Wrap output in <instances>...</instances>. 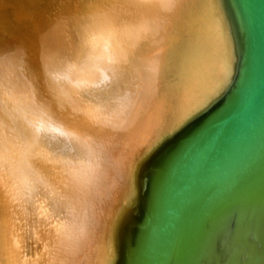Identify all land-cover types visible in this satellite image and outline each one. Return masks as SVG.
I'll use <instances>...</instances> for the list:
<instances>
[{
    "label": "bare ground",
    "instance_id": "6f19581e",
    "mask_svg": "<svg viewBox=\"0 0 264 264\" xmlns=\"http://www.w3.org/2000/svg\"><path fill=\"white\" fill-rule=\"evenodd\" d=\"M236 66L221 0H0V264H114L126 165Z\"/></svg>",
    "mask_w": 264,
    "mask_h": 264
},
{
    "label": "water",
    "instance_id": "95a60500",
    "mask_svg": "<svg viewBox=\"0 0 264 264\" xmlns=\"http://www.w3.org/2000/svg\"><path fill=\"white\" fill-rule=\"evenodd\" d=\"M221 3L236 47L233 80L126 165L131 206L109 222L112 206L104 226L114 264H264V0Z\"/></svg>",
    "mask_w": 264,
    "mask_h": 264
},
{
    "label": "rangeland",
    "instance_id": "374dc122",
    "mask_svg": "<svg viewBox=\"0 0 264 264\" xmlns=\"http://www.w3.org/2000/svg\"><path fill=\"white\" fill-rule=\"evenodd\" d=\"M87 1L89 2L90 0H87ZM92 3H93V1H92ZM58 5L60 6V4H58ZM58 5L56 6L55 10H52V11H51V10H48L49 13L46 12V14H47V15L50 14L49 17H50V16L53 17V14L57 13V11H58V7H59ZM65 9H66V7H65ZM65 11H66V10H65ZM66 13H67V12H66ZM52 17H51V18H52ZM59 18H60V16H55V17H54V19H59ZM64 21H65V20H63L62 22H64ZM90 25H91V24H89V25H85V24H84V25H82L83 27L80 26L79 29H78V31H77V33H76L78 36H77L76 34H74V33H70V32L73 31V28L70 29L69 34L71 35V37L74 38V40L77 39V40L80 41V43H78V42L76 41V48H77V49H78V48L81 49L82 45L86 46V45L89 44L88 42H90L91 40L93 41L94 39L91 38L92 35H93V36H92L93 38H94V37L96 38L95 35H97V34L94 35V33H96V32H93L92 35L90 34L92 31H95V30H93V29H96V26L94 27V25H93V27H91ZM86 26H88L89 29L92 30V31L87 30V32H85V31H86V28L84 29V27H86ZM83 29H84L85 31H83ZM96 30H97V29H96ZM78 33H79V34H78ZM84 33H87V34L85 35V37H84ZM82 34H83V37H84V38L82 37V38H83L82 40H86L85 42H87V39H89V38L91 39V40L89 39V41L87 42V44L81 42V36H82ZM88 34H89V35H88ZM80 35H81V36H80ZM87 36H89V37L87 38ZM71 37H70V38H71ZM76 37H77V38H76ZM85 38H86V39H85ZM77 43H78V44H77ZM82 43H83V44H82ZM79 44H80V45H79ZM84 46H83V47H84ZM80 49L78 50V52L80 51ZM81 51H83V50L81 49ZM70 58H71V60H70ZM70 58H69V56L66 58V59H68V61H67L68 64H71V63H72L71 61H73L74 63H75V61H76V62H81V61H79V60L77 61V57H71V56H70ZM64 62H65V61H64ZM74 63H72V64H74ZM50 152L53 153V154H55V153L52 152V151H50ZM60 156H61V155H60Z\"/></svg>",
    "mask_w": 264,
    "mask_h": 264
},
{
    "label": "snow or ice",
    "instance_id": "6c2138e0",
    "mask_svg": "<svg viewBox=\"0 0 264 264\" xmlns=\"http://www.w3.org/2000/svg\"><path fill=\"white\" fill-rule=\"evenodd\" d=\"M212 100V95H209L207 97H205L203 100H201L199 103L191 106L189 109H187L183 115L180 117V119H178V121L176 122V125L174 126V128L171 130L172 132H175L176 129H178L185 121L194 119L196 117V115L200 112V110L207 104H210ZM167 134H171L167 133Z\"/></svg>",
    "mask_w": 264,
    "mask_h": 264
},
{
    "label": "flooded vegetation",
    "instance_id": "af4514ba",
    "mask_svg": "<svg viewBox=\"0 0 264 264\" xmlns=\"http://www.w3.org/2000/svg\"><path fill=\"white\" fill-rule=\"evenodd\" d=\"M12 1H14V0H11V3H12ZM1 2L3 3V0H1ZM8 2V1H7ZM10 2V1H9ZM4 3H5V0H4Z\"/></svg>",
    "mask_w": 264,
    "mask_h": 264
}]
</instances>
